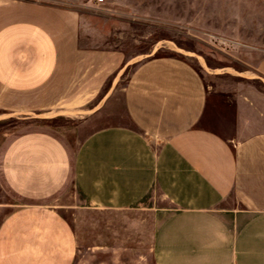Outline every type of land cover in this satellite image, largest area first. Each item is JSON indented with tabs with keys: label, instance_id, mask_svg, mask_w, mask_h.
I'll list each match as a JSON object with an SVG mask.
<instances>
[{
	"label": "crops",
	"instance_id": "0c3cea01",
	"mask_svg": "<svg viewBox=\"0 0 264 264\" xmlns=\"http://www.w3.org/2000/svg\"><path fill=\"white\" fill-rule=\"evenodd\" d=\"M222 75L84 48L73 9L0 4V120L87 112L77 139H0V264H77L80 210L150 218L153 264H264V86L207 80Z\"/></svg>",
	"mask_w": 264,
	"mask_h": 264
},
{
	"label": "rangeland",
	"instance_id": "374dc122",
	"mask_svg": "<svg viewBox=\"0 0 264 264\" xmlns=\"http://www.w3.org/2000/svg\"><path fill=\"white\" fill-rule=\"evenodd\" d=\"M10 1L15 0L0 4ZM16 1L76 10L84 48L119 50L127 57L162 48L186 56L193 65L198 59L209 73L223 74L207 79L210 84L259 91L264 86V0ZM53 115L2 116L0 139L33 125L61 128L77 139L78 127L87 120L86 111ZM93 127L86 124L81 131ZM67 217L77 240V264H153V223L147 216L140 221L134 214L80 210Z\"/></svg>",
	"mask_w": 264,
	"mask_h": 264
},
{
	"label": "built area",
	"instance_id": "2783aa9c",
	"mask_svg": "<svg viewBox=\"0 0 264 264\" xmlns=\"http://www.w3.org/2000/svg\"><path fill=\"white\" fill-rule=\"evenodd\" d=\"M103 0H98L99 3H101Z\"/></svg>",
	"mask_w": 264,
	"mask_h": 264
}]
</instances>
